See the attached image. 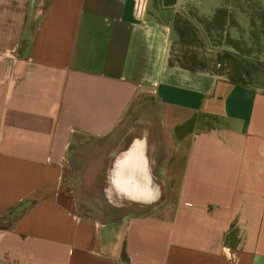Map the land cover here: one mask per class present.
<instances>
[{"label":"crops","instance_id":"1","mask_svg":"<svg viewBox=\"0 0 264 264\" xmlns=\"http://www.w3.org/2000/svg\"><path fill=\"white\" fill-rule=\"evenodd\" d=\"M232 1L0 0V264H264V83L168 62ZM86 150L115 220L74 210Z\"/></svg>","mask_w":264,"mask_h":264},{"label":"rangeland","instance_id":"2","mask_svg":"<svg viewBox=\"0 0 264 264\" xmlns=\"http://www.w3.org/2000/svg\"><path fill=\"white\" fill-rule=\"evenodd\" d=\"M151 1L156 4L158 2V0ZM48 3L49 0H41V7L39 9L41 13L47 7ZM173 20L174 19L172 18V21ZM191 21L197 27V35L199 38L198 43L194 45H183L178 42H171V59L175 60L177 59V56H180L183 51L188 52L191 50V52L194 53V55L197 57L199 66L202 67L204 71L219 72L222 68V66H220V57L229 54L239 59L249 71L250 80L249 83L246 84V86H251L252 84H255V86H257L264 83L263 51L259 52L255 48L251 47L248 49L251 50L250 55H242L236 52L228 44L226 32L217 33L214 30L208 31L205 28L204 23L201 22V20L197 17H193ZM224 30L226 31V28ZM187 56H189V54ZM222 61H224L225 63L227 62V60ZM153 105V108L155 110H158L157 105L155 103ZM132 116L133 114H127L125 120L122 122L124 126H119V128H123L122 130L124 132L129 130L130 127L135 126L134 122H132L134 119ZM211 124L212 122L202 119V129L208 127ZM123 136H121L122 138H119V140L124 138L125 141H129L131 134L124 133ZM85 142V146L87 145V148L93 147V145L91 144L93 143V141L88 140ZM110 143L113 144L115 143V141L100 142V144H102L103 146L104 144L106 145L107 150L112 147V144ZM77 153L78 154L73 160V163L70 167V176H72L73 180L68 184V188L72 190L74 196V210L81 217L94 219L99 222L117 219L120 214L114 213L115 207L113 206L115 204V200L111 201L104 198L103 196V189L105 186L103 176L105 170L107 169V166H103V163L99 164L98 158L96 156L93 159L90 158V161L86 160V155H91L89 150L78 151ZM107 163L108 161H106V165ZM89 164H91V166ZM84 179L87 181L83 182ZM116 210L118 211L119 209ZM11 217H13V215ZM11 217H9V219ZM6 222H8V220H6Z\"/></svg>","mask_w":264,"mask_h":264},{"label":"trees","instance_id":"3","mask_svg":"<svg viewBox=\"0 0 264 264\" xmlns=\"http://www.w3.org/2000/svg\"><path fill=\"white\" fill-rule=\"evenodd\" d=\"M162 3L164 6H171L175 0H162ZM193 17L199 18L208 31L226 32L228 44L242 55H250L251 50L248 49L251 47L264 52V0H233L230 10L219 8L206 17L192 12L187 17L176 15L172 21L171 42L183 45L198 43L197 27L191 21ZM190 52L191 50L183 51L175 60L170 56L169 64L187 71H204L199 66L197 57ZM219 60L222 68L219 72H213L214 74L241 87L249 83L250 73L239 59L228 54L221 56Z\"/></svg>","mask_w":264,"mask_h":264},{"label":"built area","instance_id":"4","mask_svg":"<svg viewBox=\"0 0 264 264\" xmlns=\"http://www.w3.org/2000/svg\"><path fill=\"white\" fill-rule=\"evenodd\" d=\"M145 2L146 0H138V7L140 11L144 10Z\"/></svg>","mask_w":264,"mask_h":264},{"label":"bare ground","instance_id":"5","mask_svg":"<svg viewBox=\"0 0 264 264\" xmlns=\"http://www.w3.org/2000/svg\"><path fill=\"white\" fill-rule=\"evenodd\" d=\"M112 201V200H111Z\"/></svg>","mask_w":264,"mask_h":264}]
</instances>
